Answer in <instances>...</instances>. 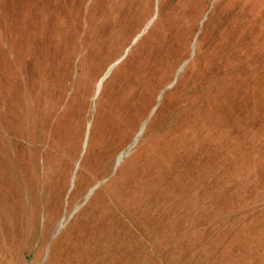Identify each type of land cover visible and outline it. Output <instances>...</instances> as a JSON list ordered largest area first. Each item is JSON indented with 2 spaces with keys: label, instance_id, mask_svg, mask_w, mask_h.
Here are the masks:
<instances>
[{
  "label": "rangeland",
  "instance_id": "obj_1",
  "mask_svg": "<svg viewBox=\"0 0 264 264\" xmlns=\"http://www.w3.org/2000/svg\"><path fill=\"white\" fill-rule=\"evenodd\" d=\"M0 264H264V0H0Z\"/></svg>",
  "mask_w": 264,
  "mask_h": 264
},
{
  "label": "bare ground",
  "instance_id": "obj_2",
  "mask_svg": "<svg viewBox=\"0 0 264 264\" xmlns=\"http://www.w3.org/2000/svg\"><path fill=\"white\" fill-rule=\"evenodd\" d=\"M116 64V63H115ZM114 64V65H115ZM113 65V66H114ZM113 66L111 67V68H113ZM111 68H110V70H109V72H107V74L101 79V81H100V83H99V85H98V93L99 92H101V89H102V86H103V83H104V78L110 73V71H111ZM97 93V94H98ZM145 125H146V123L143 125V127H142V129H141V132H143V130H144V128H145ZM140 132V133H141ZM137 141V140H136ZM124 156H125V152H122L121 154H120V156H119V158H118V163H120L121 161H122V159L124 158ZM94 191V189H92L91 191H90V193H92ZM90 196V195H89Z\"/></svg>",
  "mask_w": 264,
  "mask_h": 264
},
{
  "label": "water",
  "instance_id": "obj_3",
  "mask_svg": "<svg viewBox=\"0 0 264 264\" xmlns=\"http://www.w3.org/2000/svg\"><path fill=\"white\" fill-rule=\"evenodd\" d=\"M109 75V74H108ZM108 75L104 78V80L108 77Z\"/></svg>",
  "mask_w": 264,
  "mask_h": 264
}]
</instances>
